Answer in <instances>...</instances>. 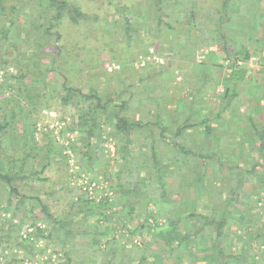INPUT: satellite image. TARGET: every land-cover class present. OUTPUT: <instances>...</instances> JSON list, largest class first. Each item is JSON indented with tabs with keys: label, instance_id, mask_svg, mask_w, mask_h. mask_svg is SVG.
<instances>
[{
	"label": "rangeland",
	"instance_id": "obj_1",
	"mask_svg": "<svg viewBox=\"0 0 264 264\" xmlns=\"http://www.w3.org/2000/svg\"><path fill=\"white\" fill-rule=\"evenodd\" d=\"M3 1L7 5L14 3V0ZM69 1L89 17L77 24L65 17L56 26L61 35L57 42L61 47V55L56 54L53 36L43 49L36 47L31 36L29 44L23 42L24 35L15 38L13 33L8 34L7 40L0 39V115L6 113V116L10 117L12 109L17 111L11 126H7L4 131L0 130V160L13 158L14 170L21 168L19 175L22 178H17L14 182L19 191L27 195H39L57 220L67 215L74 216L75 230L93 229L97 215L90 217L85 223L82 213L80 214V203L73 202L79 196L95 199L94 202L107 198L109 204L104 208V216L98 220L97 228L101 233H107L108 237H114L119 245L124 246L122 252H127L133 244L140 245L150 239L148 228L144 231H134L135 227L143 222L142 214L147 211L157 213L155 218H150V222L157 220L159 223H163L170 214L169 207L173 206H178L186 212L195 211L199 215L212 214L222 198L235 189L240 196L234 202L238 207H234L232 220L239 221L242 212L252 208V204H255L257 214L256 222L252 225L241 229L236 225L232 226V252H245L243 239L251 237L254 232L264 231V40L254 31L259 17L262 22L258 23V27L264 25V0H231L227 11L233 18L230 22L224 21L226 17L223 20L219 17L222 0H172L165 10L168 14L162 18L170 23L172 29L164 24L162 29L156 24L154 27L159 28V31L154 29L156 35L151 34L145 27L156 22V17L152 15L157 14L153 0ZM187 7L194 11L191 24L187 19L176 20L174 15L176 10H184ZM148 9L150 12L147 16ZM42 10L43 7L38 10L33 7L24 8L20 26L32 34L30 27L33 23L45 21L38 14ZM126 17L129 18L131 26H140L137 27L139 36L133 34L130 40L124 36ZM3 22H0V26L4 25ZM251 26L254 28H250ZM191 37H196V42L190 40ZM140 41H150L148 54H145ZM211 41L213 44H206ZM224 44L232 53L230 56L226 55ZM242 45L249 52L248 59L238 57L243 56L238 47ZM201 51L203 57L198 58L197 55ZM2 60H7V63L2 64ZM235 60L236 69L245 68L248 71L246 79L241 78L236 83L239 95L233 97L231 104L224 109V100L229 97L224 93L225 80L231 73L228 64ZM200 64H213L220 69L216 83H211L208 78L203 80V75L209 70L201 71ZM49 66L53 69L46 75L43 74ZM11 73L26 76L18 81L14 77H8ZM62 74H67L65 77L71 86L80 87L85 92L94 88L101 98L106 97L107 93L115 96L120 92V98L114 97L113 103L128 99L125 110L128 116H142L144 121L151 123L134 133L131 145L132 154L137 159L129 168L134 171V179L140 184L139 187L146 191L135 204L137 209L131 217H128L126 209L122 208L123 200L116 185L120 149L118 141L111 135L112 124L105 121L100 127L99 136L92 140L95 156L101 157L93 171L81 168L78 164L79 150L69 151L67 147L68 142L74 141L75 134L78 137L81 131L66 130L65 124L73 119L72 115L78 112V108L87 109L91 107V103L86 100L76 106L73 100L68 105H62L59 101L62 93L61 82L64 80ZM218 88H222V91ZM37 90H42L44 96L36 101L40 109L33 116L27 111L31 108L27 96ZM16 102L22 109L21 113L14 106ZM43 110H46L47 114ZM207 116L213 119L205 120ZM187 117L194 123L200 122L201 125L185 128L180 136L174 137L169 129L174 130L175 124L182 123ZM156 120L159 124L154 122ZM30 123H34V126ZM207 124L211 126L210 133L205 131L204 126ZM37 125L39 135L35 138ZM59 125L62 126L61 129ZM161 127H167L163 135ZM172 140L192 151L212 154V157L202 158L204 167L201 171L205 174L203 185L202 180H193L201 172L197 165L185 171L182 165L178 168L175 166L176 162L171 161L174 168L165 164L158 174L147 168L150 143L155 144L159 156L168 151L170 156L180 154L179 149L171 143ZM261 142L263 148L260 149ZM62 144L65 148L60 146ZM78 146L81 147L80 141ZM48 147L51 148L50 157L46 160L44 155L45 151L49 150ZM104 161L108 163L107 166L103 165L105 170L101 167ZM46 162L47 167L43 172L37 175L30 172L39 170ZM258 163L260 165L253 168ZM37 176L47 179L40 180ZM0 184V187L4 186L2 180ZM0 190V202L3 206L0 222L4 226L11 223L10 229L23 243L22 247L0 250L1 254H13L7 258L12 260V264L63 262L65 253L71 252V249L67 241L62 239V231L57 229L58 221L55 224L43 215L39 204H36L33 213L40 218L36 225L47 229L45 234L50 233L51 237L32 241L35 230L34 234H28L25 230V225L30 223L31 219L20 221L9 210L11 207H6L7 191L4 188ZM160 192L164 194L161 196ZM11 200L14 202L15 199ZM29 202L30 200H26L27 205ZM13 233L10 234L13 236ZM226 237L227 240L230 239V234L227 233ZM101 242L102 249L105 241L102 239ZM250 244V249L258 260L257 264H264V244L254 239ZM4 245L6 241L1 240L0 249ZM112 249L116 250L117 244L113 245ZM153 249L161 252L157 247ZM93 252L91 255L72 253V263L106 262V256L96 249ZM1 254L0 264H6ZM187 254L184 258L185 264L193 261L189 257L191 252ZM177 255L183 254L177 250L175 256ZM118 260L117 262H121L123 257L120 256ZM149 260V264H173L172 257L162 259L161 263H156L153 257Z\"/></svg>",
	"mask_w": 264,
	"mask_h": 264
},
{
	"label": "trees",
	"instance_id": "obj_2",
	"mask_svg": "<svg viewBox=\"0 0 264 264\" xmlns=\"http://www.w3.org/2000/svg\"><path fill=\"white\" fill-rule=\"evenodd\" d=\"M155 6L157 7V14H152L154 17H156V22L158 20V23H154L153 25H145L147 30H150L151 34H155V30L159 31L158 27H154L156 24L159 25L160 28L163 29V25L167 28H171L172 26L170 23L167 22V20H162L164 16H166L168 13L165 11L167 8V5L172 0H153ZM246 1V0H244ZM40 2H43L41 5ZM181 5H182V1ZM179 2V3H180ZM191 2V1H190ZM231 4V0H222L221 8L219 10L220 18L226 17L224 21L230 22L233 20L231 17V14H229L227 11L229 10V5ZM33 7L34 9L38 10L40 7H43V10L41 13H38L40 17H42L45 21L40 22L36 21L33 23L30 28L32 30V34L26 32L27 30H24L23 26H20L23 19L21 18V12L24 11V8H30ZM148 14L150 10L148 9ZM25 12V11H24ZM0 22L4 21V25L0 26V39L1 40H7L8 34L13 33V35L16 37H20V35L23 36V42H28L30 36L33 38L31 39L36 47L38 49H43V46L49 41H51L52 36L54 37L53 45L56 50V54L61 55V47L57 42H59L61 35L56 29V26L59 25L60 21L67 17L71 20L72 23L77 24L80 20H85L89 17L88 14L83 12L77 5L71 3L69 0H14L13 4H5L4 1L0 0ZM146 15V13H145ZM176 20L177 19H187L189 23L191 24V18L194 16V11L191 7H187L186 9H178L174 13ZM125 21L127 22L126 27L124 28V36L130 40L132 35L135 34V36H139V31L137 30V27H140L139 24L136 26H131L129 22V18L126 17ZM262 22L260 20V17L258 19V23ZM222 23V22H221ZM220 23V24H221ZM258 23L254 26H251L250 28H254V31L257 34H260L262 39L264 40V25L258 27ZM218 27V25H216ZM214 27V28H216ZM155 29V30H154ZM213 29V28H212ZM25 32L23 34L22 32ZM154 30V32H153ZM258 30V31H256ZM198 30L196 29L195 32ZM196 36V35H195ZM190 40H194L196 42V37L189 38ZM139 41V40H138ZM153 42L152 40H150ZM149 41V42H150ZM149 42H143L140 41V43L143 45V49L145 54H148L147 47L151 45ZM29 44V42H28ZM207 45L213 44V41L210 43H206ZM239 50L243 54V56L239 55V58H249V52L245 48V46H238ZM50 48V47H47ZM223 48L225 49V44L223 45ZM142 49V50H143ZM225 53L227 56H230L232 53H230L227 48L225 50ZM189 54V53H187ZM56 57V56H55ZM58 57V56H57ZM113 57V56H112ZM197 58V56H196ZM264 58V55H263ZM236 59V58H235ZM54 60V59H52ZM237 60V59H236ZM235 61H233L231 64H228L231 68V73L229 77L225 80V91L229 97L224 100V109L231 104L232 98L239 95L238 89H236V83L239 81V79H246L245 75L247 74V69L241 68L236 69L237 65L235 64ZM2 64H6L7 60H2ZM202 68L201 71H207L203 76V80H206V78L209 79L211 83H216V78L218 76V72H220V69L217 66L208 65V64H200ZM196 66V65H195ZM222 67V63L220 64ZM234 69H233V68ZM53 68L51 66L47 67L46 70H44L43 74L46 75L48 71H51ZM214 70V71H213ZM32 73V72H30ZM208 73V74H207ZM64 76V80L61 82V90L62 93L60 94V103L62 105H68L71 103V101H75L74 105H78L80 102L83 101H90L91 107L87 109H83L82 107L78 108L76 114L72 115L73 119L65 124L66 130H72L75 131V129H78V131H81L80 134L76 135V138L74 141H69L67 144V147L71 151L79 150V166L83 169L89 168L90 172L94 170V167L97 166V163L99 161V158L95 156L94 154V147L92 146V140L95 137L99 136V131L101 130L100 127L105 123H111L112 124V134L114 138L118 141L119 145L118 148L120 149V153L118 154V157L120 158V164L118 165V173L116 177V185L118 188V194L120 198L123 200L122 208H125L128 217L132 216L134 211H136V203L138 200L143 197L146 194V191L139 187V183L135 181L134 176L135 173L132 171L129 166L132 162H136V159L134 155L132 154V148L131 145L133 144V136L136 131H139L140 129L147 127L150 125V121L146 120L144 121L142 116L139 118H131L126 113L128 99H122L119 102H114V97L120 98V92H117L115 96L111 95L110 93H107L106 97L101 98V96L97 93V91L93 88L89 90V92H85L80 87H74L71 86V84L68 83L67 77H65L67 74H62ZM25 74H9L8 77H14V79L20 81V79L25 78ZM126 88V87H125ZM124 88V89H125ZM218 93V92H217ZM223 94V93H222ZM221 94V95H222ZM44 93L41 90H37L34 94H28L27 101L29 102L31 108L27 111L29 114L33 115L37 112L40 107L37 105L38 102H36L40 97H43ZM115 98V99H116ZM114 104V105H113ZM15 107L20 111L19 104L16 102L14 104ZM48 108L49 106L46 105ZM223 110V109H222ZM13 113L10 117L6 116V113H2L0 115V130L4 131V129L7 126H11V122L16 115V110L12 109ZM41 113V112H40ZM218 115V114H217ZM216 115V116H217ZM216 116L214 117L216 119ZM103 120H102V119ZM205 120L208 121L211 118L210 116L205 117ZM249 119L252 120V117L249 116ZM38 121V120H37ZM204 121V120H203ZM202 121V124L204 122ZM155 123H158V121H154ZM153 122V123H154ZM159 124V123H158ZM32 127L34 126V123H30ZM197 125H201V123H194L189 120V117L185 118L182 123L177 122L175 124L174 130L169 129V131L172 132L174 137H178L181 135V132L185 128H192ZM76 127V128H74ZM205 131L207 133H210L211 126L209 124L205 125ZM167 127H161V134L163 135V132L166 131ZM32 132V129H31ZM49 133L46 134V137H48ZM260 138L262 139V133H260ZM32 139L35 138L32 136ZM81 142V147L78 146V142ZM49 145L51 141L48 142ZM175 147L179 149L180 154L175 153L174 156H170V151L164 153V155H158L157 150L155 148V144L150 143L149 147V161L146 163L147 168L149 170H154L159 173L161 171L162 166L165 164L171 166L174 168V165L171 164V161L174 163L176 162L175 166L177 165L178 168L184 167L185 171H188L191 166L197 165L201 171L202 167V158L212 157V154H207L203 152H195L190 150L184 145H181L179 142L173 141L171 142ZM205 145L207 142L204 143ZM145 145V144H144ZM61 147H64L63 144L60 145ZM260 149L263 148V144L259 145ZM65 148V147H64ZM49 149V147H48ZM51 149V148H50ZM50 149L48 151H45V159L49 160L50 157ZM63 157V156H62ZM65 157V156H64ZM13 159V158H12ZM12 159H6L3 160L5 163H3L2 160H0V180L4 182V186L0 187L4 188L5 191H7V198L6 203L10 211L17 216L20 221H23L25 219L30 218L31 222L25 225L26 233L28 234H34L35 230V236L33 240L40 239V238H50L51 234L47 233L45 234L46 230L45 228H41L36 225V222L40 219L38 215L33 213L34 206L36 204H39L41 212L43 215L47 216L50 220H52L55 224L57 222V229H60L62 231V239L64 241H67L68 245H70L69 249H71V252L65 253V260L61 262L60 264H73L72 263V253H80L81 255H91L94 253V249H96L97 252L101 253L104 257L106 256V262L103 264H149L151 262L150 257H153L155 259L156 263H161L162 259L167 260V257H172L173 264H185L184 258L188 256V252H191L190 260L193 259L192 262H189L187 264H192L196 261L197 264H257L258 260L255 259V254L252 253L250 247L252 244L250 242L253 241H259V243L264 244V231L260 230L259 232H254L251 237H248L246 239H243L244 248L246 249L245 252H232V234L233 229L232 226L238 227V229L245 228L244 226L252 225L256 222V215L255 212V204L250 205L252 208H248L241 215L239 221H233L231 215L233 213L234 207L237 208L234 204L235 200L240 196V193L237 192V190L232 189L227 193V195L222 198V201L217 204L214 212L211 214H202L199 215V213L195 211H184L182 208L179 209L178 206L169 207L170 214L167 215V217L164 219L163 223L158 222L157 220H152L150 222V218H155L158 214L153 213L151 211H147L146 213L142 214L143 216V222L140 223V225L136 226L135 230H142L144 231L145 228H148L150 239L143 242L140 245L133 244L127 252H122L123 245H119L117 240L114 237H108L107 233H101L100 230H98V220L103 218L105 207L109 204L107 198H104V200H100L98 202H94L95 199L90 198H82L78 197L76 201L73 203L78 204L80 203V214L82 213V217L84 222L93 216L97 215V219L95 220L93 224V229L87 230V229H81V230H75L73 223L75 222V217H70L69 215L64 216L62 219L57 220V218L53 217V214L49 211V206L42 200V198L39 195H27L24 193H21L19 191L18 185H16L14 182L17 180V178H22L19 175V172L21 171V168L19 170H14V161ZM25 159V157L23 158ZM263 159V158H262ZM166 161V163H164ZM182 161V162H181ZM48 162V161H47ZM47 162L43 163L39 170L30 171L32 174L37 175L45 170L47 167ZM261 163V162H260ZM107 162H102L101 167L103 170L105 168L103 165L107 166ZM166 165V166H167ZM258 164H255L253 166L257 167ZM150 176V175H149ZM152 177V176H150ZM38 179L46 181V177L39 178ZM159 180L161 181L162 178L159 175ZM202 182L205 181V174L203 171L199 172V175L196 178H193V180H198ZM161 185H164V183H160ZM2 185V184H0ZM138 185V186H137ZM2 194L0 190V195ZM164 192H160V195L162 196ZM1 197V196H0ZM133 198V199H132ZM11 199H15L14 202H12ZM26 200H30L29 205L26 204ZM242 203V201H241ZM27 205V206H26ZM2 204L0 202V211L3 210ZM22 213H21V212ZM250 211H253L252 213ZM20 212V213H19ZM1 216V214H0ZM85 222V223H86ZM10 224L4 226L3 223L0 222V244L1 240L6 241V245L1 247V251L4 249H10L13 247H22L23 243L20 242L18 239V236L16 237L12 230L10 229ZM90 225V224H88ZM15 226V224H14ZM30 229H33L30 231ZM152 229V230H151ZM233 230V231H232ZM57 231V230H56ZM132 232L133 230H129ZM5 232V233H3ZM13 233V236L10 234ZM227 233L230 234V239L227 240ZM90 236V237H87ZM56 237V236H55ZM58 237V236H57ZM104 240L103 242V248L101 249V240ZM252 239V241L250 240ZM117 244V249L113 250L112 246ZM154 247L159 248L161 252L158 250L155 251L153 249ZM25 248V247H24ZM177 250H180L182 252V256H175V252ZM80 251V252H78ZM29 253H31L30 250H28ZM162 253V255H161ZM1 254V252H0ZM6 254L2 253L1 255L4 256V262L6 264H12L11 259H7L11 257L12 255L8 256ZM122 256L123 260L121 262L119 261V257ZM162 258V259H161ZM114 260H116L114 262ZM262 262H264V258L262 259ZM75 264V263H74Z\"/></svg>",
	"mask_w": 264,
	"mask_h": 264
},
{
	"label": "built area",
	"instance_id": "obj_3",
	"mask_svg": "<svg viewBox=\"0 0 264 264\" xmlns=\"http://www.w3.org/2000/svg\"><path fill=\"white\" fill-rule=\"evenodd\" d=\"M197 56H198V58H202V57H203V55H202V51H201V53H200L199 55H197ZM218 89H219L220 91H222V88H218ZM43 112L47 114V111H46V110H43ZM49 113H51V112H49ZM51 115H54V114L51 113ZM37 124H38V123H37ZM38 125H40V124H38ZM38 125H37V131H36V133H35V136H36L35 138H37L38 135H39V133H38V131H39V129H38ZM61 127H62V126L59 125V128H60V129H61ZM41 134H42V133H41ZM66 143H67V142H66ZM69 151H71V150H69ZM69 151H68V152H69Z\"/></svg>",
	"mask_w": 264,
	"mask_h": 264
}]
</instances>
